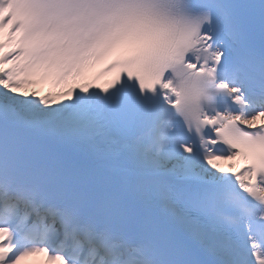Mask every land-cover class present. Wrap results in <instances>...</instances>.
<instances>
[{"label": "snow or ice", "instance_id": "snow-or-ice-1", "mask_svg": "<svg viewBox=\"0 0 264 264\" xmlns=\"http://www.w3.org/2000/svg\"><path fill=\"white\" fill-rule=\"evenodd\" d=\"M37 256L264 264V0H0V264Z\"/></svg>", "mask_w": 264, "mask_h": 264}, {"label": "bare ground", "instance_id": "bare-ground-1", "mask_svg": "<svg viewBox=\"0 0 264 264\" xmlns=\"http://www.w3.org/2000/svg\"><path fill=\"white\" fill-rule=\"evenodd\" d=\"M39 90V89H38Z\"/></svg>", "mask_w": 264, "mask_h": 264}]
</instances>
